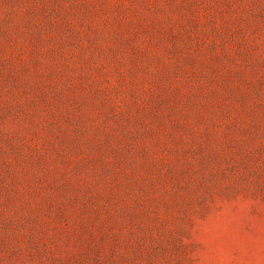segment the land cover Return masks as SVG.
Segmentation results:
<instances>
[{
	"label": "rangeland",
	"instance_id": "374dc122",
	"mask_svg": "<svg viewBox=\"0 0 264 264\" xmlns=\"http://www.w3.org/2000/svg\"><path fill=\"white\" fill-rule=\"evenodd\" d=\"M0 264H264V0H0Z\"/></svg>",
	"mask_w": 264,
	"mask_h": 264
}]
</instances>
